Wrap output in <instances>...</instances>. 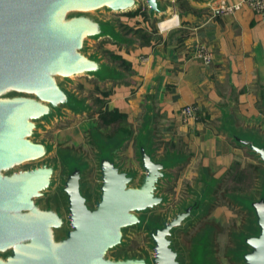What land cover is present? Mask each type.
Returning <instances> with one entry per match:
<instances>
[{
	"label": "water",
	"instance_id": "95a60500",
	"mask_svg": "<svg viewBox=\"0 0 264 264\" xmlns=\"http://www.w3.org/2000/svg\"><path fill=\"white\" fill-rule=\"evenodd\" d=\"M145 2L151 24L183 14L181 3ZM140 8L138 0H0V264H224L215 256V226L206 222L190 245L183 234L210 216L229 168L214 175L200 168L188 199L148 221L149 211L171 207L174 195L166 188L190 157L171 147L161 151L158 113L151 107L137 130L90 129L97 148L95 195L88 183L90 162L58 148V159L51 160L54 145L38 139L44 123L65 109L98 113L89 97L69 87L76 77L100 86L132 81L133 71L90 48L102 39L137 44L141 38L134 32L99 13ZM217 128L258 164L250 188L225 193L246 217L240 228L232 227L224 253L234 264H264V132L238 125L230 108ZM131 141L137 165L123 155ZM58 186L63 201L51 193ZM132 227L149 228L150 252L109 256L126 245Z\"/></svg>",
	"mask_w": 264,
	"mask_h": 264
},
{
	"label": "crops",
	"instance_id": "0c3cea01",
	"mask_svg": "<svg viewBox=\"0 0 264 264\" xmlns=\"http://www.w3.org/2000/svg\"><path fill=\"white\" fill-rule=\"evenodd\" d=\"M180 1L183 14L172 17L178 24L152 32L147 20L151 41L134 34L141 40L131 47L122 46L126 48L123 55L117 52L132 64V81L115 82L122 88H114L107 97L108 107L119 108L127 123L138 120V126L149 107L157 112L161 151L171 147L190 156L176 174L194 159L202 160L195 180L206 167L212 175L236 165L257 169L252 156L217 127L224 109L230 108L238 125L264 132V13L248 4L232 13L222 10L242 0ZM200 45L212 53L211 62L197 55ZM127 88H135L134 94H127ZM187 106L196 109V116L184 113ZM243 159H248L245 165ZM241 174L233 173V179L241 182Z\"/></svg>",
	"mask_w": 264,
	"mask_h": 264
},
{
	"label": "rangeland",
	"instance_id": "374dc122",
	"mask_svg": "<svg viewBox=\"0 0 264 264\" xmlns=\"http://www.w3.org/2000/svg\"><path fill=\"white\" fill-rule=\"evenodd\" d=\"M140 2L141 8L143 10L137 16H128L127 14H120L111 11H102L99 13L101 14L102 18L106 19H115L120 26L122 27L123 31L130 34L129 32H134L138 36H141L140 30L137 32L136 29H141L143 25L146 27L144 30H148L150 20L148 19V15L145 16L144 13L147 14L148 7L146 5L145 0H138ZM166 2H171L173 4L180 3V0H165ZM167 17L163 16L161 18L155 19L154 23L151 24L154 29L152 32H155V29H160V23L165 20ZM148 20V21H147ZM148 25V26H147ZM133 28L131 31L128 29ZM170 28V26L166 27L165 29ZM164 29V28H162ZM94 44L91 45L90 51L92 53L96 52V50H101L102 52H106L107 54L110 51H116L118 53L124 54L123 51H126V48L122 47L119 44L113 43L109 39H102L98 42H93ZM108 56V55H107ZM121 84L115 82H108L104 86H100L96 80L86 77V76H78L74 80L73 83L69 84V87L72 90L78 92L81 97H89V99L94 103L96 108H100V102L98 101V97H102V92H108L109 95L113 94V89L116 87H121ZM122 88V87H121ZM127 94H134L133 88H127ZM122 93H125L124 89L121 90ZM127 91V90H126ZM136 96H132V103L131 105L135 104L134 100ZM105 101H109L108 98H105ZM118 109L119 108H115ZM122 113V112H121ZM124 114V113H123ZM107 134H113L116 126L110 125V127H105L101 125V120L97 112L92 113H74L73 110L65 109L60 116L51 122V123H44L43 127L40 130V134L38 139L45 142H50L54 145V152L51 154V160H57L58 156L56 153V148L60 152L72 153L76 154L82 159L90 162L91 166H93L91 175H89L88 183L90 185V190L93 195L96 194L97 188L99 185L98 179V168L96 165V154L97 148L93 144V137L91 134L90 129L92 127H99ZM118 125L124 127H133L135 130L138 128V120L136 123H127V120L124 119L122 122L118 123ZM133 125V126H131ZM161 136V135H160ZM186 147V146H185ZM134 142L131 141L125 147V151L123 155L127 159V163L130 165H137L135 159V151H134ZM244 157H247L244 155ZM243 157V158H244ZM247 160L243 159V165L247 163ZM202 162L201 159L193 160L186 164L183 168L179 170V174H177V179L175 183H170L167 186L166 191L172 192L174 195V201L171 207H167L164 209L162 207H158L154 210L149 211L146 215L148 221H153L155 218L165 217L166 212L172 211L173 208L185 201L189 197V188L193 186L195 180V172L200 163ZM258 167V164H255ZM240 165H236L232 169H230L229 174L226 176V182L221 185L219 191L217 192V200L213 206L211 214L209 217L204 218L198 225L194 227L189 233L183 234V240L185 244L190 245L193 238L197 235L198 231L204 227L206 222L210 223L211 225L216 227V248H215V256L219 258L224 264H234L226 255L225 249L231 244L230 241V231L232 227L240 228L245 223L246 214H244L241 210L237 209L233 206L226 198L225 193L229 189H248L250 188L255 181V173L256 168L247 165L246 167ZM237 171H241L243 175L242 181L236 177L233 179V173ZM247 174V175H245ZM245 175V176H244ZM252 175L250 180L249 176ZM247 176V178H246ZM250 180V181H249ZM59 185V184H58ZM53 196H58L63 201V193L56 188L53 192H51ZM65 207V206H64ZM149 228H139V227H132L126 231V245L120 248L113 250L109 253L111 257H122L124 253H148L150 252V244L151 239L149 236Z\"/></svg>",
	"mask_w": 264,
	"mask_h": 264
},
{
	"label": "trees",
	"instance_id": "16d2710c",
	"mask_svg": "<svg viewBox=\"0 0 264 264\" xmlns=\"http://www.w3.org/2000/svg\"><path fill=\"white\" fill-rule=\"evenodd\" d=\"M143 10L139 9L135 12H130L127 15L128 16H137L140 13H142ZM145 16H147L146 13H144ZM128 29L131 31L133 28H129V26H127ZM141 33V36L144 38V40L146 42L151 41V36H149L148 32L144 29H136L135 31H139ZM154 30V29H153ZM110 59H112L113 61H117L119 62V64L123 67H125L127 70L132 69V64L127 61L122 55L118 54L116 51H110L108 53ZM109 96L108 92H102V97H98V101L100 102V109L98 111V115L99 118L101 120V125L105 126V127H110V125L112 126H118V123L122 122L124 119H126V115L121 113L119 110L115 109V110H111L108 107L107 101H105V98H107Z\"/></svg>",
	"mask_w": 264,
	"mask_h": 264
},
{
	"label": "built area",
	"instance_id": "2783aa9c",
	"mask_svg": "<svg viewBox=\"0 0 264 264\" xmlns=\"http://www.w3.org/2000/svg\"><path fill=\"white\" fill-rule=\"evenodd\" d=\"M243 4H248L258 13H264V0H242L235 4L226 5L222 8V10L232 13L239 10ZM196 53L204 60V62L209 63L212 61V53L203 45L197 47ZM184 113L189 116H196V109L193 106H187L184 108Z\"/></svg>",
	"mask_w": 264,
	"mask_h": 264
},
{
	"label": "bare ground",
	"instance_id": "6f19581e",
	"mask_svg": "<svg viewBox=\"0 0 264 264\" xmlns=\"http://www.w3.org/2000/svg\"><path fill=\"white\" fill-rule=\"evenodd\" d=\"M176 24H178V19L172 18V19H166L164 22L160 24V26H163L164 28H166L168 26H173Z\"/></svg>",
	"mask_w": 264,
	"mask_h": 264
}]
</instances>
